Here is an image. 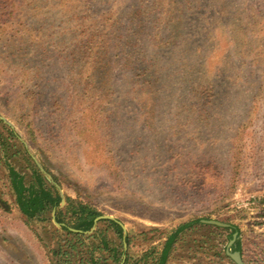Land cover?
<instances>
[{
	"label": "rangeland",
	"instance_id": "rangeland-1",
	"mask_svg": "<svg viewBox=\"0 0 264 264\" xmlns=\"http://www.w3.org/2000/svg\"><path fill=\"white\" fill-rule=\"evenodd\" d=\"M86 29L122 36L108 74L77 53ZM0 115L66 204L123 223L127 264H157L196 221L230 228L185 232L169 264H236L232 227L264 264V0H0ZM3 153L0 264H56L52 225L22 215Z\"/></svg>",
	"mask_w": 264,
	"mask_h": 264
},
{
	"label": "trees",
	"instance_id": "trees-1",
	"mask_svg": "<svg viewBox=\"0 0 264 264\" xmlns=\"http://www.w3.org/2000/svg\"><path fill=\"white\" fill-rule=\"evenodd\" d=\"M111 28V27H110ZM99 29H86L82 32L83 38L76 42L77 53L84 54L88 49L90 54L87 58L92 60L90 73L108 74L111 69V58L113 47L118 45L122 36H119V30L109 38V31ZM112 39V40H111ZM114 41V42H113ZM80 54V55H81ZM75 60V59H74ZM3 126L4 135L0 137V142L4 150L5 164L8 168L7 180L15 195L16 204L22 215L29 222H44L52 225L49 233L56 239V248L54 256L57 258L56 264H99L104 259L106 253L112 254L115 264H121L124 256V231L115 221L106 220L99 224L108 225V230H102V226L90 235L74 233L70 230L76 229L89 232L95 225V220L101 216V213L89 205L77 204L74 199L67 197V204L60 209L62 198L59 191L47 181L40 170L35 165L32 158L28 155L24 146L19 142L17 135L9 127ZM21 156L27 164L28 173H21L15 167L9 164L11 158ZM2 160L0 159V162ZM55 180L60 183L59 179ZM56 212V219L65 226L58 230L53 225V213ZM203 221H196L184 224L174 233L168 236L164 248L157 259V264H169L172 254L177 251V245L185 232L192 231L197 225H204ZM208 225V224H207ZM120 240L119 247H112L108 233L110 231ZM230 241L233 240L235 233H240L237 228L232 227ZM240 237V234H239ZM127 243L130 241L127 239ZM235 252L243 254L242 242L239 239L234 247ZM228 258H230L228 256ZM231 259V258H230ZM129 260L126 261V264ZM138 264V263H137Z\"/></svg>",
	"mask_w": 264,
	"mask_h": 264
},
{
	"label": "water",
	"instance_id": "water-1",
	"mask_svg": "<svg viewBox=\"0 0 264 264\" xmlns=\"http://www.w3.org/2000/svg\"><path fill=\"white\" fill-rule=\"evenodd\" d=\"M0 120L3 121L5 124H7L9 127H11V129L13 131H15V127L12 125V123H10L5 117L1 116L0 115ZM27 150L28 152L30 153L29 151V148L27 147ZM37 167L39 168L40 172L43 174V176L59 191V194L62 198V202H61V206H60V209L64 208L66 206V197L61 189V187L55 183V181L53 180V178L46 172V170L44 169V167L40 164V162L35 158L33 157ZM103 220H111V221H115L117 222L123 229L124 231V239H125V249H127V241H126V237H127V229L126 227L123 225V223L117 221L115 218L113 217H109V216H100L98 217L96 220H95V225L94 227L92 228L91 231L89 232H84V231H80V230H76V229H72L70 228V230L74 233H79V234H85V235H89V234H92L94 233L96 230H97V226L99 224V222L103 221ZM53 222L54 224L56 225V227H58L59 229H62L65 225L64 224H61L57 221L56 219V212L53 213ZM204 223L208 224V225H212V226H217V227H221V228H230V225L228 224H224V223H221V222H217V221H204ZM238 233H236L234 235V238L233 240L230 242L229 246H228V251H227V255L236 263V264H247L243 257H242V254L241 252H233V247L234 245L236 244V241L238 240ZM126 259H127V256L124 255L123 256V261H122V264H125L126 263Z\"/></svg>",
	"mask_w": 264,
	"mask_h": 264
},
{
	"label": "flooded vegetation",
	"instance_id": "flooded-vegetation-1",
	"mask_svg": "<svg viewBox=\"0 0 264 264\" xmlns=\"http://www.w3.org/2000/svg\"><path fill=\"white\" fill-rule=\"evenodd\" d=\"M235 234H236V233H235ZM235 234H234V235H235ZM238 235H239V234H238ZM239 239H240V238L238 237V240H239ZM238 240H237V241H238ZM231 241H232V240H231ZM237 241H236V243H237ZM234 247H236V244L234 245ZM234 247H233V249H232L233 252H235V251H234ZM241 254H242V253H241ZM242 257H243V259H244V255H243V254H242ZM244 261H245V259H244ZM245 262H246V261H245Z\"/></svg>",
	"mask_w": 264,
	"mask_h": 264
}]
</instances>
